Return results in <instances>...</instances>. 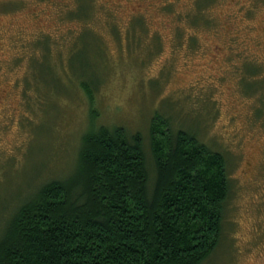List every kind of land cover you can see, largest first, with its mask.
Segmentation results:
<instances>
[{
    "label": "rangeland",
    "instance_id": "374dc122",
    "mask_svg": "<svg viewBox=\"0 0 264 264\" xmlns=\"http://www.w3.org/2000/svg\"><path fill=\"white\" fill-rule=\"evenodd\" d=\"M261 80L264 0H0V233L76 170L92 109L147 151L160 111L227 158L223 238L202 264H264Z\"/></svg>",
    "mask_w": 264,
    "mask_h": 264
},
{
    "label": "trees",
    "instance_id": "16d2710c",
    "mask_svg": "<svg viewBox=\"0 0 264 264\" xmlns=\"http://www.w3.org/2000/svg\"><path fill=\"white\" fill-rule=\"evenodd\" d=\"M261 82L251 95L263 100ZM81 89L93 105L91 87ZM91 112L72 175L16 203L0 264H202L223 238L226 155L160 111L149 121V151L141 131L97 125Z\"/></svg>",
    "mask_w": 264,
    "mask_h": 264
}]
</instances>
